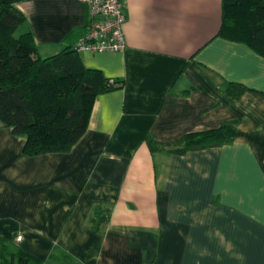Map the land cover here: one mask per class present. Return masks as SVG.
Listing matches in <instances>:
<instances>
[{"label": "crops", "instance_id": "0c3cea01", "mask_svg": "<svg viewBox=\"0 0 264 264\" xmlns=\"http://www.w3.org/2000/svg\"><path fill=\"white\" fill-rule=\"evenodd\" d=\"M15 6L41 57L90 18L82 0ZM221 6L126 0L125 49L79 52L123 84L96 97L70 151L26 155L0 125L2 243L41 264H264V57L217 35ZM230 84L245 90L234 99ZM223 124L230 142L173 152Z\"/></svg>", "mask_w": 264, "mask_h": 264}, {"label": "trees", "instance_id": "16d2710c", "mask_svg": "<svg viewBox=\"0 0 264 264\" xmlns=\"http://www.w3.org/2000/svg\"><path fill=\"white\" fill-rule=\"evenodd\" d=\"M18 1L0 0V125L25 136L26 155L68 152L85 133L96 97L123 83L110 82L100 70L85 67L70 45L41 57L30 31L15 35L26 21L15 6ZM217 35L243 42L264 57V0H222ZM244 90L230 84L226 91L236 99ZM234 135L230 124L187 133L173 152L219 147ZM0 264L41 260L0 241Z\"/></svg>", "mask_w": 264, "mask_h": 264}, {"label": "built area", "instance_id": "2783aa9c", "mask_svg": "<svg viewBox=\"0 0 264 264\" xmlns=\"http://www.w3.org/2000/svg\"><path fill=\"white\" fill-rule=\"evenodd\" d=\"M89 11V20L83 34L73 48L78 52L122 51L126 47L123 26L126 0H82ZM110 82L115 80L110 79ZM20 239V236H18Z\"/></svg>", "mask_w": 264, "mask_h": 264}, {"label": "rangeland", "instance_id": "374dc122", "mask_svg": "<svg viewBox=\"0 0 264 264\" xmlns=\"http://www.w3.org/2000/svg\"><path fill=\"white\" fill-rule=\"evenodd\" d=\"M21 32V27H19L15 33V35L17 36L19 33Z\"/></svg>", "mask_w": 264, "mask_h": 264}]
</instances>
